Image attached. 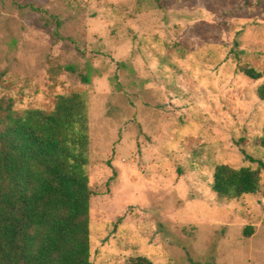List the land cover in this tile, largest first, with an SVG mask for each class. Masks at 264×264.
I'll use <instances>...</instances> for the list:
<instances>
[{
    "label": "rangeland",
    "instance_id": "374dc122",
    "mask_svg": "<svg viewBox=\"0 0 264 264\" xmlns=\"http://www.w3.org/2000/svg\"><path fill=\"white\" fill-rule=\"evenodd\" d=\"M261 85L264 0H0V98L86 99L91 264H264ZM261 164L255 195L212 191Z\"/></svg>",
    "mask_w": 264,
    "mask_h": 264
},
{
    "label": "trees",
    "instance_id": "16d2710c",
    "mask_svg": "<svg viewBox=\"0 0 264 264\" xmlns=\"http://www.w3.org/2000/svg\"><path fill=\"white\" fill-rule=\"evenodd\" d=\"M240 73L262 77L249 67ZM256 96L264 103V85ZM258 142L264 149V129ZM88 150L83 94L57 96L48 112L17 111L12 99L0 98V264H91ZM261 166H217L212 191L226 200L255 195ZM129 264L152 263L137 257Z\"/></svg>",
    "mask_w": 264,
    "mask_h": 264
}]
</instances>
